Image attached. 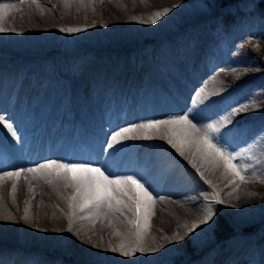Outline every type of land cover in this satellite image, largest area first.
Here are the masks:
<instances>
[{
	"label": "bare ground",
	"instance_id": "bare-ground-1",
	"mask_svg": "<svg viewBox=\"0 0 264 264\" xmlns=\"http://www.w3.org/2000/svg\"><path fill=\"white\" fill-rule=\"evenodd\" d=\"M37 1L38 5L31 0H25L23 4L20 0H0V5L16 6L4 10L5 18L2 23L9 30L0 33V51L1 49L15 51L19 55L17 59H21L30 54L56 53L60 50L65 52L64 57H67L69 55L67 51L77 50L82 54L92 55L91 65L80 73L81 80L76 78L69 96L68 92L52 91L49 86H45L42 77L35 76V73L23 69L16 73L5 72V62L2 60L7 58L0 55V116L2 112L6 113L4 117H8L4 122L11 123L17 133L16 136H12L4 127V123H0V144L5 143L4 146L8 148V161L0 163V177H3L0 179V249H6L0 251V264H63L62 256L54 260L40 249L56 246L66 254L64 261H67V264L175 262L177 258L165 252L171 242L169 237L165 241L159 238L163 231H169L164 221L153 219L157 228H152L154 230L152 234L148 233L147 229L143 231V246L147 249H141L134 255L121 259L118 252L109 249L116 247L115 242L122 238L126 246L132 244L116 230L117 227L119 229L125 225V215L133 218L131 212L125 209L123 215L120 212H112L90 219L87 212L81 213L78 209L69 207L73 190L55 175L22 172L19 177H8L4 176V173L5 170L16 172L27 169L26 162H32L33 153L27 151L23 154L21 150L26 140L35 148L34 154L39 153L34 156L36 159H42V163L50 159L60 161L66 153L72 154L70 160L77 162L78 158L74 156L77 153L65 150L64 145L70 149L76 147L72 143L75 142L78 148V142L83 141L95 149V156L94 153L91 156L96 158L92 161L93 164L100 166L102 157L108 149L107 142L111 141L110 132L102 133L100 129L101 125L107 128L105 120H108L112 133L116 126L126 121L136 125L146 123V119L151 116L167 119L169 116L188 113L192 108L191 101L199 88L206 86L207 92L212 85L210 81L205 80L208 68L205 63L203 64V61H208V57L204 56L205 51L211 46V39L204 35L195 40L181 41L179 38L181 32L174 33L172 29L178 28L181 23H185L186 26H183L186 28L188 23L194 21L192 19L195 16L205 12L204 8L196 0H111L115 4L123 3L128 10L125 11V18L132 12L135 14L132 15L133 18L145 19L148 24L145 27L136 21L137 23L132 26L124 22L119 26L117 19L114 21L108 14L110 11L106 13L104 9L96 11L88 7L90 5L88 3L92 2L93 5L100 2L98 0H72L76 6L69 13L71 15L69 17L57 0ZM165 9H170L167 15H163L155 24L149 22L154 18V13H163ZM75 27L85 30L74 33L60 31L61 28ZM13 28L15 31L10 30ZM122 31L128 37H139L142 40L143 36L151 37L148 36L149 33L156 37L171 34L174 40L178 38L180 40L164 46L161 53L152 57L150 63L143 66H140L142 57L135 58L134 50L125 53L110 51L106 56L96 54L98 50L102 52L111 45H118L115 34ZM103 40L108 43L103 44ZM160 49L161 44L153 43L149 52L151 50L160 52ZM11 59L12 57L9 60ZM200 64L201 71L198 70ZM174 66L186 68L177 70L178 68L175 69ZM158 80H161L162 84L158 85ZM128 82L131 83V93L127 98L124 97L128 105L126 115L123 120L118 121V109L124 102V98L121 99L122 90ZM14 89V98L11 99L15 102L13 105L6 101V97ZM46 104H50L48 108H45ZM135 104L141 108H134ZM96 107L100 110L104 107L111 108L112 115L101 116L95 110ZM84 110L86 113L82 112ZM212 111H200L196 115V120L206 123V118L209 117V113H213ZM41 122L44 126H38ZM28 125L36 126L34 132L25 133ZM149 135L150 139L138 138V145L122 154L124 156L121 162L124 163L126 157L136 154L133 163L141 160L147 165L148 169L141 180L149 190L150 188L153 190V212L169 217L167 212L176 217L180 229H190V226L198 223L204 215L205 206L208 204L206 197L218 193L223 203L210 206L226 207L232 212V220L237 224L236 227L244 230L248 228L244 227L245 222H250L254 218H264V210L251 208L254 194L247 188L220 183L219 177L211 173V167H215L214 165L211 166V163L196 157V167H193L190 153L186 152L188 158L182 157L166 140L160 139L157 133L152 132ZM113 148H118L117 143ZM78 153L83 157L81 152ZM124 168L116 167L111 173L116 176L130 172L125 166ZM197 168H200V172ZM205 181H211V184ZM13 184L16 185L15 192L12 190ZM202 190H206L207 193L203 195ZM4 204L8 205L11 214L5 211ZM241 208L245 209L244 212ZM108 219L113 224H108ZM209 225L210 223L201 225L196 229L199 233L197 243L200 247L211 242ZM70 227L71 231L68 230ZM3 240L9 242L4 243ZM229 241L234 244L227 251L207 254L210 249H205L201 256L190 264H264V236L256 240L254 234L247 236L238 234L232 236ZM24 244L31 246L26 248ZM10 248H13V251L7 252ZM32 250L39 253L36 255L34 252L30 253Z\"/></svg>",
	"mask_w": 264,
	"mask_h": 264
},
{
	"label": "rangeland",
	"instance_id": "rangeland-1",
	"mask_svg": "<svg viewBox=\"0 0 264 264\" xmlns=\"http://www.w3.org/2000/svg\"><path fill=\"white\" fill-rule=\"evenodd\" d=\"M57 1L62 5L64 13L68 17L71 16L69 15V13L73 11V8H75L76 6L74 3H72V0ZM98 1H100L98 2L99 4L93 3L92 5V2L88 3L90 4L88 5V7L93 8L96 11L98 9H104V12L106 13L110 11L111 13L108 14L112 16L114 21H116L117 19L116 22L120 23L119 26H121L122 22H124V24L126 25L128 24V26H132L137 22H140L141 20L144 21V23H142L141 25L145 27L148 26L147 21L145 22V19L140 18L136 20V18H133L135 14L132 12L125 18V11L127 9L123 5V3L115 4L111 2V0ZM196 1L200 3L205 12H202L200 15L195 16L194 19H192V21H194L192 23H188L189 25L187 24L186 28H184V26H186L185 23H181L179 24L178 28L173 27L172 32H181V37H179L181 41H184V39H186L185 41L195 40L196 38H200L204 35L208 36L211 39V46L205 51L204 56V58L208 57V61H203V64L205 63L204 65H206V67L208 68L207 77L205 80L212 83L207 93L215 92L216 94L210 95L208 97V99L214 101V103L211 105V107L204 109L206 112H210L213 110L212 114H208L209 117L206 118V123L213 122L225 109H227L231 105H237L238 103H247L249 104L250 108L249 111L241 112L240 114L236 115L233 119L232 124L227 125L225 128L221 129L222 132L227 133L224 139L227 143L228 150L232 151L238 157V159L236 161H233V163L239 164L240 166H242V168H247V171L242 172V175H244L245 177V181L241 183L230 173L226 174L222 165L211 167V173H214L215 177L218 176V181H220V183L224 185L231 184L235 187L247 188L251 193L254 194V202H252L251 208H261L262 210H264V0ZM37 2L35 3V5H38ZM40 6L41 5H39V7ZM111 9H115V11ZM124 29L125 26L123 25V30ZM148 36L151 37H147L146 35V37L143 36L144 39L142 40L139 37H128L126 33L122 31V33L120 34H115V39L118 45H111L102 50V52L98 50L96 54H100L98 56H106L110 51H122L125 53L129 52L130 50H134L133 52L136 54L135 58H138L140 56L142 57L143 61L140 66H143L150 63V59L152 57L156 56L158 53H161L164 49V46L176 43L178 42V40H180L179 38L178 40H174L175 38H173L171 34H163L156 37L154 34L149 33ZM105 41L106 40H103V44L108 43L107 41ZM124 43L127 44L125 46H120V44L123 45ZM153 43L161 44L162 49H160V52L158 50H151L149 52L150 46ZM121 47L127 48L121 49ZM16 53L17 52L15 51H4V49H1L0 55H3L7 58L2 60L3 62H5V72L16 73L21 69L27 70L30 73H35V76L42 77L45 86H49L52 91L60 93L68 92L69 96L72 93V86L73 83L76 82V78L81 80L82 77L80 76V73L85 71V69L89 65H91L92 56L91 54H82L80 51L73 50L67 51L66 53L69 55L67 57H64L65 52L60 50L59 52L56 51V53H36L37 55L30 54L27 57L17 59L19 55ZM11 57L12 59L9 60ZM15 63L18 66L15 65ZM29 65L30 67H28ZM174 68H178L177 70H183L184 68H186V66H174ZM198 68V70L201 71L202 65H198ZM157 84H162V81L158 80ZM14 92L15 89L9 92L6 97V101L10 103L12 102L11 99L14 98ZM130 93L131 83L128 82L122 90L121 99H123L124 97L127 98ZM126 102L127 101L124 98V102H122L120 109H118V121L125 118L126 109L128 107ZM49 105L50 104H46L44 106H46L45 108H48ZM79 108H81V106ZM134 108L141 107L135 104ZM85 110L82 112L86 113L87 110ZM95 110L101 116L112 115V111L108 110V108L105 107L102 110L96 107ZM101 112H104V114H101ZM4 115L7 114L2 112L1 116L4 117ZM7 117L8 116L4 117V119H7ZM161 118L163 117L155 118V116H151L148 118V120L146 119V121H144L147 123V121L149 122V120L152 121L154 119ZM15 119L16 118H14V120ZM14 120H12L13 123L16 121ZM107 121L105 120L104 123L107 124V129H109L108 132H110V137L116 131H119L120 128L130 127L134 125L133 122H123L120 125L116 126L114 131L111 133L112 128L111 126H109ZM32 126L34 127V125H28V129L31 130L33 128ZM134 134L138 135L139 133ZM137 143H139V139L122 140V142L117 143V149H106V153L102 158L105 159V162L108 163V165H105L102 160V165L99 166L96 163L93 164L94 161L91 160L92 162H90V159L87 160L86 158H78L77 162H88L93 166L98 165V167H101L102 169L106 167L109 172L114 170L116 167L123 166L124 168L125 166L130 170V172L127 171L122 175H134L136 177H139L141 180L148 168L147 165L141 162V160H137L136 163H133L137 157L136 154L126 157L124 163L121 162L124 156L122 154H126L129 149H133L134 147H136V145H138ZM4 145L6 144L4 143ZM22 147H24V143ZM64 149L67 150V147L65 145ZM21 150L22 152L25 151L23 148H21ZM64 154L65 152L62 153L63 156ZM34 155L35 154L33 153L32 159H35L34 161L31 160L32 162L29 161L30 163L26 162L27 168L36 167L39 165V163H42V159L35 158V156H37L38 154H36L35 156ZM69 157L70 155H67L66 153V156L64 157L65 159L63 158L60 161L76 162L71 161ZM109 164H111V167H109ZM211 166H213V164ZM5 171L7 172V170ZM146 177L148 178V176ZM150 178L151 175L149 176V179ZM248 179H251V181L247 182ZM233 181H236L235 184H233ZM150 192L153 194V190L151 188ZM201 193L205 195L207 192L206 190H202ZM4 207L5 211H7L8 213L10 212L11 214L8 205L4 204ZM212 208L216 212V215L209 225L211 242L204 243L203 247H200L199 243H197L199 233L196 230L189 232L188 228H186V230L180 229L178 226L179 223H176V217L169 215L167 212L166 214L170 218L163 213V215H159V213L153 212L148 220V226L145 227L143 231L147 229L148 233H154L153 229L157 228L154 220H161L167 224L169 231H163V234H160L159 238L162 241H165V239L169 237L168 239L171 242L169 244V248L166 249L165 252L167 254H171L173 258H177L175 262L168 261V264H190L195 260V258L201 256L205 249H210L207 254L211 252H218L220 254L223 251H227L234 244L229 240L232 236L238 234H245L246 236L254 234L256 240L263 238L264 218H254L252 219L253 221L251 220L250 222H245L246 225L244 227L248 228L242 230V228L235 226L237 224L234 220H232V212L226 209V207H223L222 205H215L212 206ZM244 210L245 209H243V212ZM220 216L226 219L227 225L219 227L218 217ZM133 218L135 219L134 216ZM133 218L131 217L130 219L129 216L125 215V225L119 227V229L118 227L116 228V230H118V233L126 237L125 240L129 244L132 243L133 238L128 236V232L135 233L136 231L135 226L129 222ZM108 224H113L110 219H108ZM226 226H228V229L224 230ZM186 233L187 235H185ZM178 236H184L185 238L183 240H178ZM119 240L115 242L116 247H118L122 243L123 238ZM3 242L8 243L9 240H3ZM211 243H213V245ZM146 245H148V242ZM24 246L28 248L31 245L24 244ZM12 249L13 248L7 249V252H10V250ZM40 249L44 250L45 255H50L51 257H53L54 260H57L59 256H62L61 262L63 264H67V261H64L66 258V254L61 251L60 247H40ZM144 249L147 248H144L143 246L142 250ZM3 250L6 249H0V251ZM36 251L32 250L30 253L34 252L36 255L39 253ZM118 255L119 258H124V256H121L119 254V252Z\"/></svg>",
	"mask_w": 264,
	"mask_h": 264
},
{
	"label": "snow or ice",
	"instance_id": "snow-or-ice-1",
	"mask_svg": "<svg viewBox=\"0 0 264 264\" xmlns=\"http://www.w3.org/2000/svg\"><path fill=\"white\" fill-rule=\"evenodd\" d=\"M24 2L25 0H20L21 4ZM31 2L35 4L37 0H31ZM10 7L14 8L16 6L0 5V33L9 30L3 26L2 22L5 18L4 10ZM169 11L170 9H165L163 13H154V18H151L149 22L155 24L158 19L163 15H167ZM140 22L144 23L143 20ZM10 30L15 31L14 28ZM84 30L79 27L60 29L61 32L67 31L69 33ZM215 94V92L207 93L206 86L201 87L192 99V108L188 113L179 114L168 119H154L147 123L122 127L111 135V141L107 142V148L112 149L115 143H119L122 140L150 139L149 133L154 132L159 135L160 139L166 140L180 156L188 158L186 157V152L190 153L192 155L190 162L193 167H196L195 159L199 157L202 161L211 163L214 166L222 165L226 174L230 173L242 183L245 181L242 172L247 171V168H242L239 164L233 163L238 157L228 150L224 139L227 133L222 132L221 129L232 124L236 115L249 111V104L238 103L237 105H231L210 123L196 120V115L200 111L211 107L214 103L208 97ZM0 123H4V127L12 136L17 135L12 124L4 122V117L2 116H0ZM134 133L139 134L136 135ZM197 171L200 172V168H197ZM22 172H43L48 175H55L67 187L73 189L69 207L78 209L81 213L87 212L90 219L112 212H120L123 215L125 209L131 212L135 219L129 222L136 229L135 233L128 232V236L133 238L132 244L126 246L122 242L118 247H112L109 250L119 252L121 256H129L142 249L143 229L148 226V220L153 214L154 196L139 177L134 175L113 176L108 169L92 166L88 162H60L56 159H50L36 167L20 169L16 172H5L4 176L19 177ZM200 174L203 177V173L201 172ZM0 179H3V177H0ZM235 182L233 181V184ZM205 183L210 185L211 181H205ZM12 190L15 192V184H13ZM206 200L208 204L205 206L204 215L199 219L198 223H193L190 226L189 232L195 231L201 225H208L212 222L216 212L210 205L223 203L219 199L218 193L207 196ZM25 219H27V216H25ZM68 230L71 231V227ZM184 238V236L177 237L178 240H183Z\"/></svg>",
	"mask_w": 264,
	"mask_h": 264
},
{
	"label": "trees",
	"instance_id": "trees-1",
	"mask_svg": "<svg viewBox=\"0 0 264 264\" xmlns=\"http://www.w3.org/2000/svg\"><path fill=\"white\" fill-rule=\"evenodd\" d=\"M218 224H219V227H223V225H227L226 219L221 216L218 217ZM227 229H228V226L224 228V230H227Z\"/></svg>",
	"mask_w": 264,
	"mask_h": 264
}]
</instances>
